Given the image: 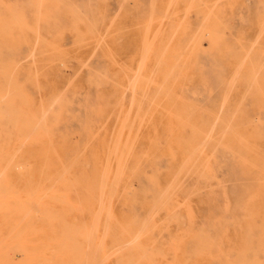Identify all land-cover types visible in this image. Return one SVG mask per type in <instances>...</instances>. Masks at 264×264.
<instances>
[{
  "label": "rangeland",
  "instance_id": "1",
  "mask_svg": "<svg viewBox=\"0 0 264 264\" xmlns=\"http://www.w3.org/2000/svg\"><path fill=\"white\" fill-rule=\"evenodd\" d=\"M13 90L0 264H264V0H0Z\"/></svg>",
  "mask_w": 264,
  "mask_h": 264
},
{
  "label": "bare ground",
  "instance_id": "2",
  "mask_svg": "<svg viewBox=\"0 0 264 264\" xmlns=\"http://www.w3.org/2000/svg\"><path fill=\"white\" fill-rule=\"evenodd\" d=\"M1 2H2V1H1ZM39 2H42V0H39ZM39 9H40V7H39ZM39 13H40V12H39ZM41 13H42V12H41ZM41 13H40L39 15H44V14H41ZM44 16H45V15H44ZM43 18H44V17H43ZM3 23H4V22H3ZM25 23H26V22H25ZM38 24H40V23H38ZM1 26H2V25H1ZM11 85H12V84H11ZM13 86H14V85H13ZM13 86H12V87H13ZM10 88H11V87H10ZM13 89H14V87H13ZM14 91H15V90H13V92H9L8 94H6V98H5V99H4L3 96L0 95V102H1V101H2V102L4 101V104H1V103H0V120H3V121L5 120V121L12 122L13 125L16 124V123H18V122H21V119H22L21 117H19V116H17V115H14V112L17 111V109H15V99H14V94H15V92H14ZM55 102H56V101H55ZM42 104H43V103H42ZM54 105H55V104H54ZM38 106H39V105H38ZM42 106H43V105H42ZM40 107H41V106H40ZM43 107H45V106H43ZM23 108H24V107H23ZM52 108H53V106H52ZM26 109H27V108H26ZM45 111H46V110H45ZM48 112H49V111H48ZM19 115H20V114H19ZM1 128H2V127H1ZM9 129H11V128H9ZM9 129H8V130H9ZM35 129H36V128H35ZM36 130H37V129H36ZM25 136H26V135H25ZM38 138H39V137H38ZM34 140H35V139H34ZM30 147H31V146H30ZM53 147H54V146H53ZM227 147H228V146H227ZM21 148H22V147H21ZM21 148H20V149H21ZM5 149H6V148H5ZM21 150H22V149H21ZM198 150H200V149H198ZM55 151H56V149H55ZM197 152H198V151H197ZM56 153H57V152H56ZM57 155H58V153H57ZM0 158H1V157H0ZM59 159H60V157H59ZM161 159H162V158H161ZM186 161H187V160H186ZM120 163H121V162H120ZM112 165H113V164H112ZM119 165H120V164H119ZM119 165H118V167H119ZM184 165H185V164H183V166H184ZM187 165H188V164H187ZM183 166H182V167H183ZM87 167H88V165H87ZM1 168H2V167H1ZM88 168H89V167H88ZM111 168H112V167H111ZM185 168H186V167H185ZM0 170H2V169H0ZM106 170H107V168H106ZM2 171H3V170H2ZM106 172H107V171H106ZM106 172H105V173H106ZM116 173H117V172H116ZM181 173H182V172H181ZM109 175H110V173H109ZM109 175H108V176H109ZM4 176H5V175H4ZM0 177H1V176H0ZM105 177H106V174H105ZM175 178H176V177H175ZM175 178H174V179H175ZM108 179H109V177H108ZM65 180H66V179H65ZM114 180L116 181V178H114ZM114 180H113V181H114ZM177 180H178V179H177ZM184 180H185V179H184ZM1 181H2V180H1ZM8 181H9V180H8ZM67 181H68V180H67ZM175 181H176V180H175ZM104 182H106L105 179H104ZM107 182H108V181H107ZM176 182H177V181H176ZM1 183H2V182H1ZM116 183H117V181H116ZM173 183H174V181H173ZM2 184H3V183H2ZM171 184H172V183H171ZM175 184H176V183H175ZM181 184H182V183H181ZM9 185H10V183H9ZM1 186H2V185H1ZM112 186H113V183H112ZM171 186H172V185H170V187H171ZM10 187H11V186H10ZM102 187H103V183H102ZM104 187H107V186H105V183H104ZM116 187H117V186H116V184H115V186H113L112 196L115 195V193H116V192H115V189L117 190ZM173 187H174V186H173ZM173 187H172V188H173ZM2 188H3V187H2ZM4 188H5V187H4ZM4 188H3V189H4ZM75 188H76V186H75ZM172 188H171V189H172ZM175 188H176V186H175ZM6 189H7V188H6ZM9 189H10V188H9ZM111 189H112V187H111ZM75 190H76V189H75ZM102 190L104 191V188H102ZM0 191H1V190H0ZM11 191H12V189H11ZM172 191H173V189H172ZM3 192H4V191H3ZM76 192H77V190H76ZM69 193H70V192H69ZM102 193H103V194H102ZM102 193H101V194H102L101 196L103 197V195H104L105 193H104V192H102ZM113 193H114V194H113ZM168 193H169V192H168ZM179 193H180V192H179ZM166 194H167V192H166ZM177 194H178V193H177ZM171 195H173V194H171ZM30 196H31V194H30ZM177 196H178V195H177ZM102 197H101V198H102ZM35 198H36V197H35ZM111 198H112V197H111ZM111 198H110V201H111ZM160 198H161V197H160ZM164 198H165V197H164ZM102 199H103V198H102ZM102 199H101V200H102ZM31 200H32V199H31ZM7 201H8V200H7ZM35 201H36V200H35ZM167 201H168V200H167ZM31 202H32V201H31ZM62 202H64V201H62ZM35 203H36V202H35ZM157 203H158V202H157ZM159 203H160V202H159ZM166 203H167V202H166ZM14 205H15V204H14ZM36 205H37V204H36ZM80 205H81V204H80ZM182 205H183V204H182ZM1 206H2V205H1ZM4 206H6V205H3V207H4ZM8 206H9V205H8ZM23 206H24V204H23ZM26 206H28V205H26ZM76 206H77V205H76ZM109 206H110V202H109ZM155 206H157V204H156ZM162 206H163V204H162ZM21 207H22V206H21ZM112 207H113V206H112ZM168 207H169V206H168ZM22 208H23V207H22ZM22 208H21V209H22ZM32 208H33V206H32ZM35 208H36V207H35ZM35 208H34V209H35ZM91 208H92V207H91ZM101 208H102V207H101ZM103 208H104V207H103ZM107 208H108V207H107ZM162 208H163V207H162ZM162 208H161V209H162ZM9 209H10V207H9ZM94 209H95V208H94ZM109 209H110V208H109ZM109 209H108V212H110V210H111L112 208H111L110 210H109ZM157 209H159V207H158ZM10 210H11V209H10ZM15 210H16V208H15ZM24 210H25V209H24ZM36 210H37V209H36ZM99 210H100V209H99ZM178 210H179V207H178ZM16 211H17V210H16ZM158 212H159V211H158ZM162 212H163V211H162ZM16 213H17V212H16ZM97 213H99V211H98ZM101 213H103V211H101ZM110 213H111V212H110ZM150 213H152V210H151ZM179 213H180V212H179ZM193 213H194V212H193ZM1 214H2V212H1ZM39 214H40V213H39ZM148 214H149V213H148ZM160 214H161V213H160ZM168 214H169V213H168ZM194 214H195V213H194ZM29 215H30V214H29ZM97 215H98V214H97ZM97 215H96V216H97ZM150 215H152V214H150ZM156 215H157V214H156ZM180 215H181V213H180ZM13 216H14V215H13ZM112 216H113V215H112ZM182 216H183V215H182ZM15 217H16V216H15ZM25 217H26V216H25ZM25 217H24V218H25ZM98 217H99V215L97 216V218H98ZM109 217H110V216H109ZM154 217H155V216H154ZM94 218H95V216H94ZM172 218H173V217H172ZM182 218H183V217H182ZM107 219H108V218H107ZM149 219H151V218H149ZM12 220H13V219H12ZM16 220H17V219H16ZM16 220H15V221H16ZM19 220H20V219H19ZM20 221H21V220H20ZM22 221H23V220H22ZM29 221H30V220H29ZM94 221H95V220H94ZM108 221H110V220H108ZM108 221H106V227L108 226V225H107V222H108ZM150 221H151V220H150ZM171 221H172V220H171ZM171 221H170V222H171ZM1 222H2V221H1ZM166 222H168V221H166ZM170 222H169V223H170ZM184 222H185V221H184ZM146 223H147V222H146ZM172 223H173V222H172ZM3 224H4V223H3ZM108 224H109V222H108ZM184 224H185V223H184ZM184 224H183V225H184ZM193 224H194V223H193ZM13 225H14V224H12V226H13ZM109 225H110V224H109ZM94 226H95V223H94ZM94 226H93V228H94ZM4 227H5V226H4ZM14 227H15V226H14ZM95 227H96V226H95ZM99 227H100V226H99ZM106 227H105V228H106ZM154 227H155V226H154ZM156 227H157V226H156ZM24 228H25V227H24ZM96 228H97V227H96ZM107 228H108V227H107ZM212 228H213V227H212ZM4 229H5V228H4ZM14 229H16V228H14ZM17 229H19V228H17ZM44 229H45V228H44ZM42 230H43V229H42ZM93 230H96V229L94 228ZM141 230H142V229H141ZM141 230H140V231H141ZM148 230H149V229H147V231H148ZM11 231H12V230H11ZM24 231H26V230H24ZM96 231H97V230H96ZM96 231H93V232L96 233ZM144 231H145V230H144ZM150 231H151V230H150ZM21 232H22V231H21ZM26 232H27V231H26ZM91 232H92V231H91ZM42 233H43V232H42ZM95 233H94V234H95ZM162 233H163V232H162ZM10 234H11V233H10ZM46 234H47V233H46ZM46 234H45V236H46ZM103 234H104V233H103ZM148 234H149V233H148ZM23 235H24V233H23ZM43 235H44V234H43ZM74 235H75V234H74ZM91 235H92V234H91ZM107 235H108V234H107ZM138 235H139V234H138ZM151 235H152V233H151ZM151 235H150V236H151ZM3 236H4V235H3ZM26 236H27V235H26ZM47 236H49V235H47ZM152 236H153V235H152ZM162 236H163V235H162ZM92 237H95V235L92 236ZM118 237H119V236H118ZM154 237H155V236H154ZM160 237H161V236H160ZM24 238H25V237H24ZM119 238H120V237H119ZM135 238H136V237H135ZM135 238H134V239H135ZM139 238H140V237L138 236V239H139ZM156 238H157V237H156ZM158 238H159V237H158ZM2 239H3V238H2ZM21 239H23V238H21ZM21 239H17V240H21ZM53 239H54V238H53ZM120 239H121V238H120ZM120 239H119V241H120ZM134 239H133V240H134ZM159 239H160V238H159ZM6 240H7V239H6ZM6 240H5V241H6ZM93 240H95V239L93 238ZM93 240H90V241L93 242ZM156 240H157V239H156ZM163 240H164V239H163ZM66 241H68V240H66ZM101 241H102V239H101ZM103 241H104V240H103ZM136 241H137V240H136ZM161 241H162V240H161ZM15 242H16V240H15ZM22 242H23V241H21V243H22ZM121 242H123L122 239H121ZM228 242H229V241H228ZM233 242H234V241H233ZM12 243H13V241H12ZM18 243H19V242H18ZM18 243H17V244H18ZM26 243H27V242H26ZM28 243H30V242H28ZM48 243H49V242H48ZM50 243H51V242H50ZM73 243H75V242H73ZM95 243H96V241H95ZM102 243H103V242H102ZM102 243H101L100 246H101V247H104V246H102V245H103ZM154 243H155V242H154ZM224 243H226V242H224ZM231 243H232V242H231ZM1 244H3V242H2ZM4 244H6V243H4ZM10 244H11V242H10ZM51 244H52V243H51ZM93 244H94V242H93ZM93 244L91 243L92 247L95 246V244H94V246H93ZM120 244H121V243H120ZM123 244H124V243H123ZM128 244H131V242L128 243ZM8 245H9V243H8ZM8 245H7V246H8ZM91 245H89V246H91ZM121 245H122V244H121ZM154 245H155V244H154ZM212 245H213V244H212ZM233 245H235V243H233ZM43 246L45 247V245H43ZM54 246H55V243H54ZM167 246H168V245H167ZM213 246H214V245H213ZM227 246H228V245H227ZM2 247H3L4 250H5V247H4L3 245H2ZM20 247H21V246H20ZM92 247H89V248H91V250H92ZM101 247H100V248H101ZM152 247H153V246H152ZM165 247H166V246H165ZM54 248H55V247H54ZM89 248H88V252H89V250H90ZM170 248H171V247H169V250H170ZM216 248H217V247H216ZM229 248L231 249L230 246H229ZM243 248H244V247H243ZM15 249H16V248H15ZM98 249H99V247H98ZM98 249H97V250H98ZM219 249H220V247H219ZM222 249H223V247H222ZM44 250H45V248H44ZM58 250H59V249H58ZM91 250H90L89 254L92 253V252L94 253V249L92 250V252H91ZM101 250H103V248H101ZM101 250H100V252H101ZM169 250H168V251H169ZM9 251H10V249H9ZM17 251H18V250H17ZM42 251H43V250H42ZM46 251H48V250H46ZM119 251H120V249H119ZM119 251H118V252H119ZM163 251H164V250H163ZM172 251H173V250H172ZM225 251H227V250H225ZM229 251H230V250H229ZM30 252H31V251H30ZM30 252H29V253H30ZM96 252H97V253H95V255H97V254L99 255V253H98L99 251H96ZM174 252H175V250H174ZM12 253H13V252H12ZM17 253L19 254V252H17ZM17 253H16V254H17ZM93 253H92L91 255H93ZM159 253H160V252H159ZM171 253H172V252H171ZM193 253H194V252H193ZM233 253H234V252H233ZM7 254H8V253H7ZM22 254H23V253H22ZM115 254H116V253H115ZM163 254H165V253L163 252ZM169 254H170V253H169ZM196 254H197V253H196ZM100 255H101V254H100ZM167 255H168V254H167ZM190 255H192V254H190ZM201 255H202V254H201ZM23 256H24V255H23ZM57 256H58V254H57ZM86 256H88V255H86ZM164 256H165V255H164ZM170 256H171V255H170ZM230 256H231V255H230ZM17 258H18V257H17ZM172 258H173V257H172ZM164 259H165V258H164ZM167 260H168V259H167ZM172 260H173V259H172ZM88 261H89V263H94V262L96 263V261H94V262H90V261H92V260H88ZM97 261H98V260H97ZM173 261H174V260H173ZM98 262H99V261H98ZM98 262H97V263H98ZM101 262H102V261H101ZM129 262H132V261H129ZM87 263H88V262H87ZM102 263H103V262H102ZM132 263H133V262H132ZM134 263L136 264L137 262H134ZM134 263H133V264H134ZM176 263H177V261H176ZM263 263H264V262H263ZM130 264H131V263H130ZM177 264H178V263H177Z\"/></svg>",
  "mask_w": 264,
  "mask_h": 264
}]
</instances>
